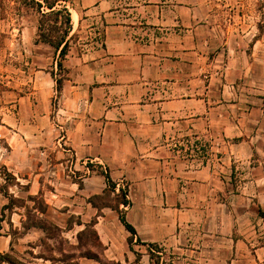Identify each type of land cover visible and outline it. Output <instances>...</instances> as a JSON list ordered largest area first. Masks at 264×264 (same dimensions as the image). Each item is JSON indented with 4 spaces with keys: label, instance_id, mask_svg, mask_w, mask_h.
<instances>
[{
    "label": "crops",
    "instance_id": "obj_1",
    "mask_svg": "<svg viewBox=\"0 0 264 264\" xmlns=\"http://www.w3.org/2000/svg\"><path fill=\"white\" fill-rule=\"evenodd\" d=\"M73 4L71 34L89 32L90 47L77 54L70 47L64 61L58 113L65 133L60 137L59 125L51 132L55 145L80 165L107 171L117 190L127 185L135 238L164 246L172 264H264V158L253 159L264 147L252 135L228 142L226 151L221 143L264 126V82L248 80L255 60L264 71V37L244 64L239 42L222 35L199 0ZM182 143L196 155L182 157ZM232 166L242 170L236 190L227 175ZM84 186L99 195L108 183L93 172ZM54 195L70 206L62 213L84 220L86 207L98 210L75 191ZM102 212L96 229L110 230L111 210ZM117 215L115 226L128 238ZM100 239L109 251L110 240Z\"/></svg>",
    "mask_w": 264,
    "mask_h": 264
},
{
    "label": "rangeland",
    "instance_id": "obj_2",
    "mask_svg": "<svg viewBox=\"0 0 264 264\" xmlns=\"http://www.w3.org/2000/svg\"><path fill=\"white\" fill-rule=\"evenodd\" d=\"M26 3H28L26 0H0V166L5 165L20 184L10 187L9 193L16 198L27 200L29 195H38L41 192L49 205L46 216L63 228L66 227L71 215L81 219L82 217L77 214L62 213L70 206L61 201L56 203L54 194H64L69 197L71 192L75 191L80 198H86L92 204L96 203L98 210L86 207V211H89L84 215V220L82 219L84 223L96 218L100 221L102 219L98 217L103 214L102 211L111 210L106 222L110 230L101 229L105 226H100L97 230L100 237L110 240V250H100L101 262L80 258L78 263L82 261V264H144V262L172 264L174 256L164 246L158 243L143 245L131 233H127L129 236L126 238L125 232L115 226V223H119L118 210H123L126 214L129 208L123 204L119 206L122 201L120 190L127 189V185H122L119 190L115 188L114 192L109 189L106 194L104 192L99 194L102 195L99 198L96 197L98 195H88L84 180L93 172L102 174L107 171L101 170L89 161L80 165L75 161L71 151H63L62 147L55 145V138L51 132L59 125L60 137L65 133V124L61 122L58 113L61 96L56 90V82L51 74L53 71L58 73L56 65L58 57L51 46L37 42L39 38L36 26L40 14L36 7ZM59 3L66 6L71 15L76 13L73 0H59ZM199 3H204V6L201 5L202 12L211 14L209 19L212 24L222 30V35L225 33L231 38V44L239 42L242 62L246 64L249 61L246 52L250 53L253 44H257L264 37V0H199ZM89 35L87 31L80 33L76 31L71 34L70 45L74 54L90 47ZM254 63L256 65L250 70L251 77L248 80L262 85L264 71L256 60ZM63 74L67 76V73L60 75ZM239 80L243 82L244 79ZM258 95L259 98L264 97L262 93ZM256 130L253 133L252 129L247 130L241 138L225 137L221 140L223 151H226L225 146L228 142L233 145L244 138L250 140L248 136L251 135L256 136L254 142L256 145L264 147V126L260 124ZM181 149L183 150L179 154L182 157L190 159L189 155H196L195 151H191L183 143ZM205 149L207 146L203 145L200 153L202 154ZM260 155L264 158V152H259V154L255 153L253 159L261 158ZM221 156L225 157L226 154L223 153ZM248 157L246 156L250 159ZM241 171V169L236 170L235 166L228 168L227 175L232 178L234 190L241 185ZM2 172L3 170L0 174ZM0 185L1 187L4 185L3 179H0ZM240 190L244 191L247 188ZM80 201V206H85L83 199ZM7 204L9 199L0 192V220H2L0 221V253H11L14 257L25 258L32 264H51L50 261L33 256L41 253L44 257L61 259L60 249L71 251V245L78 244L76 234L81 230L78 226L61 237L57 235L54 238L48 237L42 230L36 228L25 233L21 225V220L26 218L22 204L16 203L17 207L13 211L6 210L3 217L2 210ZM27 205L33 207L35 203L27 201ZM255 208L261 209L258 202ZM93 213L96 214L93 216ZM10 221L13 226H10ZM74 221L76 219H73ZM5 237L10 239L11 248ZM115 257L126 260V263L117 262ZM53 264L65 263L58 261Z\"/></svg>",
    "mask_w": 264,
    "mask_h": 264
},
{
    "label": "trees",
    "instance_id": "obj_3",
    "mask_svg": "<svg viewBox=\"0 0 264 264\" xmlns=\"http://www.w3.org/2000/svg\"><path fill=\"white\" fill-rule=\"evenodd\" d=\"M29 6L36 7L37 12L40 14V20L37 25L38 29V40L37 42L51 46L55 53L58 55L56 61L57 72H52V77L56 82V90L60 92L63 87L64 81L67 79L66 75H60L62 73H67V69L64 66V61L66 60L70 51V39L71 32L73 30L72 16L71 12L66 6H62L59 0H26ZM60 5V6H59ZM0 179L4 180V185L1 187L0 192L9 199V204L5 205L2 210L3 217L5 216L6 210L13 211L17 207L16 203L22 204L21 206L25 209L26 218L21 220V225L25 233L30 229L36 228L42 230L48 237L54 238L57 235L62 236L64 233H68L73 230L75 226L81 227L76 234L78 241L77 245H71V251L66 249H60L61 259L56 257H44L41 253L33 256L36 258H43L45 260H50L52 263L62 262L65 264H76L78 259L87 258L98 262H101V252L100 250H105L98 231L96 229L97 218L92 219L89 223H84L82 219L78 216L71 215L67 220V225L65 228L52 222L46 215L48 213L49 205L46 203L43 194L40 192L38 195H29L27 200L16 198L13 194L9 193V188L12 186H20L15 175L8 170L5 165L0 166ZM106 178L108 187L104 190V194L109 189L115 191L116 185L112 181L109 173H102ZM122 201L119 203L125 206H130L131 203L127 199L128 190L121 189ZM102 195L96 196L97 198ZM27 201L35 203V206L31 207L27 205ZM93 205L99 209L96 203ZM106 207V206H105ZM110 207V206H107ZM119 208V207H118ZM117 209V208H114ZM119 220L124 225L129 233L133 237L137 236L136 228L132 223L127 220L126 214L123 210H118ZM73 219L76 221L73 222ZM2 221V220H0ZM10 226H13L10 221ZM137 241L141 242L140 239ZM142 243V242H141ZM145 245L146 243H142ZM97 249V250H95ZM33 255V253H29ZM0 264H32L25 258L14 257L11 253H0Z\"/></svg>",
    "mask_w": 264,
    "mask_h": 264
},
{
    "label": "bare ground",
    "instance_id": "obj_4",
    "mask_svg": "<svg viewBox=\"0 0 264 264\" xmlns=\"http://www.w3.org/2000/svg\"><path fill=\"white\" fill-rule=\"evenodd\" d=\"M74 19H76V17H77V14L76 13H74V14H72L71 15Z\"/></svg>",
    "mask_w": 264,
    "mask_h": 264
}]
</instances>
